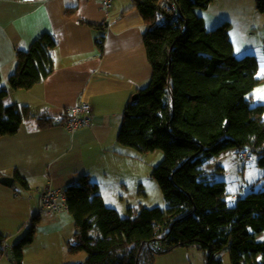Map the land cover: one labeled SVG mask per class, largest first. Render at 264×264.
Instances as JSON below:
<instances>
[{
    "label": "trees",
    "instance_id": "trees-1",
    "mask_svg": "<svg viewBox=\"0 0 264 264\" xmlns=\"http://www.w3.org/2000/svg\"><path fill=\"white\" fill-rule=\"evenodd\" d=\"M214 1L134 0L133 8L147 26L143 39L153 74L138 90V98L124 108L117 141L140 154L164 152L152 176L168 208L140 207L135 213L129 207L128 216H122L105 203L96 182L87 175L80 177L66 188L76 226L68 251L88 255L78 264H153L157 254L179 246L209 253L207 264H221L226 250L232 264H264V188L237 198L231 206L226 181L214 180L204 167L230 150L238 156L257 152L264 165V103H254L252 95L264 77L258 75L255 55L235 53L231 22L208 29L196 12ZM256 6L264 13V0H256ZM75 12L71 7L66 14ZM104 44L100 32L96 36L100 54ZM57 45L55 37L45 33L27 50L18 49L7 87L1 85L0 72V140L17 133L23 123L45 129L69 120L66 112L59 119L34 115L29 106L10 97V90L31 89L54 71ZM15 178L28 188L18 172ZM40 216L11 246L15 264H24V249L35 239ZM6 240L0 235V255Z\"/></svg>",
    "mask_w": 264,
    "mask_h": 264
},
{
    "label": "crops",
    "instance_id": "crops-1",
    "mask_svg": "<svg viewBox=\"0 0 264 264\" xmlns=\"http://www.w3.org/2000/svg\"><path fill=\"white\" fill-rule=\"evenodd\" d=\"M134 0H112L106 8L100 0H0V72L2 86H8L9 76L17 66L16 52L27 50L35 39L49 33L57 40L54 50V71L31 89L10 90V97L20 105L29 106L34 115L49 114L71 117L69 109L88 102L91 124L71 131L64 125L39 129L36 124L23 123L13 135L0 140V173L26 179V199L21 193L11 198L12 186L0 183V204L22 202L29 212L37 208L41 218L33 243L24 249V264H78L86 260L83 253L70 254L68 241L76 232L74 218L68 209L39 213L41 190L48 186L67 188L87 175L100 187L105 203L117 210L132 207L125 201L131 192L126 171L131 170V151L118 145L117 136L123 122V111L138 90L151 80L153 70L147 57L143 33L145 20ZM76 8L72 16L68 8ZM203 16L206 27L213 29L224 21L231 22L230 39L238 56L253 54L262 48L263 40L249 39L246 30L256 26L253 19L261 13L256 0H215L208 9L196 11ZM85 20L88 24H83ZM100 25L104 30L94 29ZM105 35L104 52L96 47V36ZM248 33V32H247ZM253 33V32H249ZM259 62L260 77L261 73ZM254 103H264V83L253 93ZM251 153V152H249ZM26 202V203H25ZM1 207V206H0ZM0 235L17 233L6 230L17 222V211L5 215L0 210ZM3 227V228H2ZM40 241V246L34 247ZM86 254V253H85Z\"/></svg>",
    "mask_w": 264,
    "mask_h": 264
},
{
    "label": "rangeland",
    "instance_id": "rangeland-1",
    "mask_svg": "<svg viewBox=\"0 0 264 264\" xmlns=\"http://www.w3.org/2000/svg\"><path fill=\"white\" fill-rule=\"evenodd\" d=\"M251 20L252 22H255L256 26L254 25L251 26V28H248L249 30H246V34L248 35L249 39L256 41L261 40L262 42L264 39V13L258 14V16L254 19L252 16ZM250 31L253 33H249ZM257 52V58L261 65L260 72L263 73V45L262 48L260 47L259 51ZM118 145L124 151H131L137 156L136 158L133 155L132 159L127 158V156L124 158L132 161L131 170L126 171L125 174L127 180L129 181L128 185L131 187V192L127 194L125 201L130 200L132 210L135 213H137L140 207L151 208L159 206L166 210L168 208V202L165 199L159 182L152 176L154 168L163 159L164 152L158 149L154 152L140 154L134 148L123 146L121 144ZM244 155H246V153H244ZM260 157L261 154L257 152H251L245 157H242V154L238 156L234 150H230L213 157L204 165L208 171L212 172V177L214 180L226 181L228 191L226 198L229 205L234 206L236 204L237 198L243 197L253 190L264 188V165L260 163ZM10 192L11 198L14 200L20 196H15L14 193L17 195L21 193V200L23 198L26 199L25 197L27 196V191L23 189L19 183H17L14 188H10ZM0 206V210L5 215L11 214L12 211H17V215L14 216L17 218V222H13V220H11V224L6 227V230H9V232L12 233H17L19 230L20 232L15 236L10 234V236L7 237L4 254L1 255L0 261V264H13L11 246L15 244L29 230L31 226L30 220H32L37 215V208L35 206L34 210L29 212L27 203L26 207L22 202L17 203L10 200L9 203V197L3 198ZM118 211L122 216H128V209L120 207ZM2 220V217H0V223ZM33 245V248H38L40 246V241L35 242ZM81 253H83L84 256L87 255L86 252ZM209 256V253L198 250L194 246H179L171 251L157 254L156 260L153 264H207ZM29 261L31 264H37L32 257L29 259ZM83 261H85V259H83ZM221 264H232L229 250H226L222 254Z\"/></svg>",
    "mask_w": 264,
    "mask_h": 264
},
{
    "label": "built area",
    "instance_id": "built-area-1",
    "mask_svg": "<svg viewBox=\"0 0 264 264\" xmlns=\"http://www.w3.org/2000/svg\"><path fill=\"white\" fill-rule=\"evenodd\" d=\"M24 1L32 2L34 0H24ZM100 1H102V3L106 8H109L112 3V0H100ZM162 2H165V0H162ZM263 49H264V42H263ZM68 112H71V117L69 118V120L65 125L69 128V130L74 131L81 126H85V125L89 126L91 124L90 117L92 113V108L88 102H82L81 104L69 109ZM244 153H246V155L248 154V152H244ZM244 153H242V157L246 156L244 155ZM64 209H68L67 193L65 188L48 185L41 190L39 197V213L50 214V213L60 212ZM11 254L13 257L12 251ZM0 261H1V255H0ZM13 264H15L14 257H13Z\"/></svg>",
    "mask_w": 264,
    "mask_h": 264
},
{
    "label": "water",
    "instance_id": "water-1",
    "mask_svg": "<svg viewBox=\"0 0 264 264\" xmlns=\"http://www.w3.org/2000/svg\"><path fill=\"white\" fill-rule=\"evenodd\" d=\"M138 98V93H136L133 97V99ZM15 178L14 177H9L5 175H0V183L4 184L6 186H12L14 184Z\"/></svg>",
    "mask_w": 264,
    "mask_h": 264
}]
</instances>
